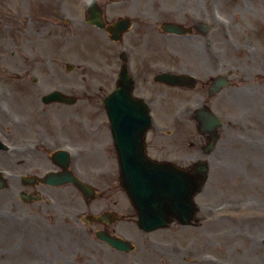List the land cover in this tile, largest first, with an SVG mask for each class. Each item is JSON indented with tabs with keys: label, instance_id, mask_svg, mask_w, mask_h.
Listing matches in <instances>:
<instances>
[{
	"label": "flooded vegetation",
	"instance_id": "flooded-vegetation-1",
	"mask_svg": "<svg viewBox=\"0 0 264 264\" xmlns=\"http://www.w3.org/2000/svg\"><path fill=\"white\" fill-rule=\"evenodd\" d=\"M180 1L187 2V0ZM191 23L195 34L189 35L188 40L193 45L201 43L200 46L197 44L199 47L197 54H187V43L184 41L186 39L168 38L169 44L164 45L168 58L157 59L146 53L137 55L134 41L131 40V44L123 41L120 44V51H127H125V60L122 59L121 54L119 60L114 62L104 60L98 85L100 118L98 126L93 129V132L99 133V141L91 151L115 158L117 168L119 167L117 158L122 152L123 142L121 140L117 148L113 144L106 106V99L114 87L119 86L121 93L116 102L115 114L119 123L124 119L123 115L128 122L127 125L119 127L121 137H126L124 144L127 156L143 155L160 161L167 160L186 170H189L195 162L205 158L213 168L228 170L232 179L237 177L242 184H245L248 178L246 169L248 167L249 171L253 172V180L258 185V192L249 199L234 198L232 201L240 202L242 205H262L264 204L261 190V185H264V60L257 63L254 55L243 60L233 57L223 58V55L218 53L216 33L212 34L208 42L207 39H202L200 42L198 36L203 34L204 27L198 20H192ZM142 35L145 36L146 33ZM30 51L36 52V47L31 48ZM124 65L129 73V84L124 83L123 78L120 77ZM29 67L34 75L39 73L36 62ZM164 67L176 74L192 76L194 78L192 88L189 81L180 87L156 82L155 74L158 73L156 70ZM31 70L23 71L21 80L27 84L23 86L24 89L34 94L38 79L34 75L29 77ZM224 81L229 83V86L219 88ZM48 82L54 83V76L47 77L46 80L40 79L41 85ZM126 91L129 93L126 95L128 98H139L146 104L152 119L149 127L146 128L144 124H133L134 121L139 122L140 118L131 117L133 113L129 109L123 110V94ZM9 92L8 86L0 84V99L4 100ZM170 108L176 111L175 114L173 113V118ZM212 112L220 120L218 125ZM37 114L53 116L54 110L48 111L46 107H41L37 109ZM45 121L47 122L42 123L40 119L35 118L30 124L22 123L15 129L16 134L11 131L9 114L0 107V142H14L16 137L21 140V147L18 150L7 151L0 145V165L7 166L14 161L22 167L24 173L16 180L14 178L4 182L0 180V183L5 185L4 189L8 190L4 199H0V205L3 202L8 207L16 208V203L10 196L11 192L20 197L23 193H27L30 197L43 193L50 200L45 206L54 207V216L67 222L68 217H75L78 210L72 200L75 187L70 185L59 187L44 183L43 174L48 170H54V162L50 159V155L54 152V118L46 117ZM81 126L84 131H91L87 120H83ZM170 129H172L171 133ZM82 199L86 204V200L83 197ZM17 201L22 206V201L20 199ZM232 209L233 205L230 204V211ZM207 214L199 213L195 223L199 232L202 231V221L209 220ZM224 219L217 228L224 227L228 239L223 240L221 232L219 240V232L216 231L213 251L218 258L223 256L225 260L221 258V261L212 264H241V258L237 256V247H240L241 243L240 240H236V230L233 229L239 227L240 222L234 219L232 212L226 217L230 225L224 222ZM99 226L106 232L117 233L116 229L110 228V225L105 223ZM248 227L244 225L242 232H248ZM53 232L54 252L51 255L53 264H128L130 262L127 253L116 251L102 241L92 240L90 235H94V230L90 226L77 231L82 235V245L76 246L80 250L82 259L74 261L75 244L72 243L70 234L75 231L54 230ZM58 233L63 239H59ZM59 243L63 247L61 252L58 251ZM148 244L146 241L143 242L141 251L137 249L133 256L134 260L139 254L142 258V255L147 253ZM134 262L149 264L136 260Z\"/></svg>",
	"mask_w": 264,
	"mask_h": 264
},
{
	"label": "rangeland",
	"instance_id": "rangeland-1",
	"mask_svg": "<svg viewBox=\"0 0 264 264\" xmlns=\"http://www.w3.org/2000/svg\"><path fill=\"white\" fill-rule=\"evenodd\" d=\"M60 1H62L66 11L72 18L83 19L85 15L83 0H0V71L9 68L6 65L8 61H17L18 69H21L18 72L23 73L24 69H27L29 63L32 62L24 60L21 51H16V44L21 43L24 45V49L29 50L30 47H34L32 40L37 41V51L42 56L40 57L41 60L37 62L36 69L46 77L55 74L57 80L54 81V84L58 83L60 87L65 84L73 85L74 93L79 99L77 104L69 107L60 104L54 105V113L57 114V116L54 115V122L65 125L61 127V134L76 137V132H70L69 119L76 121L73 114L84 112L83 117L91 118L92 125L96 124L99 119L97 112L99 95L91 88L97 85L99 81V68L103 60L102 57L108 52L109 57L115 55L117 47L115 46L116 43L107 39L103 31L87 26L84 22L79 21L77 24L69 26L60 24V21L54 18ZM179 1L118 0L114 2L113 0H98L100 5L105 8L107 22H112L118 17L132 19L133 27L138 29L137 36L133 35V40L141 53H146L148 40L155 39L159 42L162 37L158 32V27L154 23H150L152 19L149 23L140 21L136 18L138 13L143 10L151 13L156 12L158 15L155 19H158L162 9L168 6L173 7ZM187 1L188 7L194 8L197 6L198 12H204L205 10L209 12V0ZM218 2L217 37L220 55H223V58H232L234 56L241 57L239 55L243 53L254 54L257 57L255 60L260 63L261 60H264V0H218ZM179 14L175 16L179 17ZM44 18H49L56 23L51 24L49 20L45 24ZM54 26L57 27L54 28ZM144 32H146V35L142 36L141 33ZM54 33L56 34L55 37ZM69 37L70 40L67 41ZM10 50L15 51V60L10 59ZM159 50L161 51V48ZM193 50L197 52L199 47L195 46ZM108 60H116V57L114 56ZM67 62L74 66L70 72H65L64 65ZM13 82L15 85L20 86L21 81ZM48 86H51V84ZM20 99L21 95L18 92L14 93L12 107L18 114L24 110L23 106L19 104ZM97 141L98 138L89 132L85 145L79 139L75 144L90 146L93 149ZM96 154L98 155H90L89 167L85 163V159L77 161L79 167L88 172V175L92 177V182L97 184L99 191H102L98 194L96 201L94 200L95 205L92 209L95 211L100 210L106 205L111 206L114 201H118L121 212L129 213V210L132 209L124 193H121L119 186H116L117 173L115 172L114 159L107 157L105 154ZM94 156H101L102 158ZM92 169L102 170V172L95 175V173H91ZM246 169L249 168L246 167ZM105 171L106 173H103ZM227 177V173H217L216 169H210L209 178L204 187L206 191L198 197V200L202 203L207 201V203L216 204L223 193L228 195V191L231 192L229 195L240 196L252 194L254 190H258V185H255L253 178L250 183L252 185L245 188L242 194L235 193L236 191L232 192V186L228 185ZM217 178L219 179L217 180ZM261 186L264 193V185ZM0 193L3 194L0 199H4L6 191L3 190ZM45 208L39 203L8 209L2 202L0 205V264H52L51 248H54V239H51V232L54 231V216L51 215V211ZM262 221L264 222V220ZM224 222L230 225L227 219ZM210 223L202 221V231L199 232L201 236L197 241L198 252L195 253V256L198 253L213 251L211 243L215 240L210 234L209 237H206L207 232L210 231L213 236L216 231L222 232L223 240L227 238L224 227L218 229L216 223ZM243 225L233 227L236 230V240H240L242 237ZM196 230L195 227H180L172 224L168 230L146 234V236L162 242L178 243L181 246H186L190 238H193ZM149 259L150 263L154 264H195L193 256L189 257L187 262L175 261L173 263L167 261L162 253L150 254ZM251 263L253 264V260L250 261ZM259 264H262V262H259Z\"/></svg>",
	"mask_w": 264,
	"mask_h": 264
},
{
	"label": "water",
	"instance_id": "water-1",
	"mask_svg": "<svg viewBox=\"0 0 264 264\" xmlns=\"http://www.w3.org/2000/svg\"><path fill=\"white\" fill-rule=\"evenodd\" d=\"M86 6L90 22L103 27L95 0H86ZM126 26V19L120 20L107 30L116 40ZM53 95L56 99L59 96L56 92ZM200 169L202 176L196 182L189 181L184 173L181 176L179 173L160 171L155 166L149 171L121 172L123 189L138 212L139 226L145 229L163 227L171 218H177L181 223L188 222L189 219L182 218V215L191 217L194 213L192 197L204 181L205 165L199 166Z\"/></svg>",
	"mask_w": 264,
	"mask_h": 264
}]
</instances>
